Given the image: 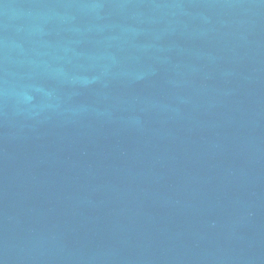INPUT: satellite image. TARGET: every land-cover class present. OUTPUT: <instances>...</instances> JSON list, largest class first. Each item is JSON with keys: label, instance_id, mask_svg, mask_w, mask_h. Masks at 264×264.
Here are the masks:
<instances>
[{"label": "water", "instance_id": "1", "mask_svg": "<svg viewBox=\"0 0 264 264\" xmlns=\"http://www.w3.org/2000/svg\"><path fill=\"white\" fill-rule=\"evenodd\" d=\"M0 264H264V0H0Z\"/></svg>", "mask_w": 264, "mask_h": 264}]
</instances>
